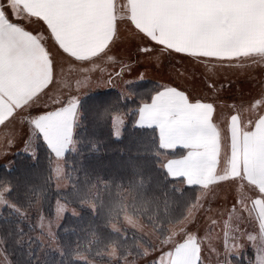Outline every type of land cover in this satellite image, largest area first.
<instances>
[{"label": "snow or ice", "instance_id": "6c2138e0", "mask_svg": "<svg viewBox=\"0 0 264 264\" xmlns=\"http://www.w3.org/2000/svg\"><path fill=\"white\" fill-rule=\"evenodd\" d=\"M76 3L77 0H70ZM112 8V18L110 22L111 35L106 37L103 46L96 52L85 57H73L78 60H94L105 55L112 44L119 36L118 24L120 20H127L134 28V33L141 38V44L137 46L138 51L151 54L147 45L154 42L155 46H161V52L167 51L169 55L182 54L183 58L195 61H216L223 65L240 61L242 58L260 57L264 60V0H126L120 5L121 11L116 13V0H110ZM241 16L250 17L253 21L251 29L243 36L235 35V22ZM22 19L18 14L15 0H0V25L5 30L23 32L21 25L16 21ZM51 30L52 26L45 21ZM32 40H36V34L24 33ZM53 38L56 39L53 32ZM37 43H39L37 41ZM65 55H69L63 45L57 42ZM40 50L48 60L50 76L47 86L54 80L53 60L51 53L43 45H39ZM35 50L15 36L11 37L7 43L0 37V78H6L9 74H14L25 57L34 56ZM111 59V57H109ZM122 66L117 71L116 76L123 72ZM111 83V74H109ZM43 89L29 93L25 96L16 97V103L0 107V132L7 130V134L0 137V147L12 146L15 142L16 124L28 125L24 133L25 143L31 146L32 141L41 140L51 154L56 158V170L59 172L60 164L65 153L74 144V134L81 119L80 101L72 98L67 102L60 99L58 95L50 97L51 110L36 115L31 119H25V113L31 109ZM261 99L250 102V107L264 104V93ZM102 113L110 111V107L105 102H100ZM216 107L212 102H203L200 99H193L183 90L176 87H164L157 90L150 96L149 101L141 103L137 110L138 127L158 126L161 119L175 117L178 121L187 120L202 130H211L219 137V129L214 122ZM228 132L230 139V161L229 167L211 180L196 179L183 173L173 170L168 162L161 167L164 168L168 177L176 179L183 176L185 183L192 185L201 184L205 189L211 185L239 182L241 188L246 184H251L256 190L254 198L249 197L245 192H241L233 205V211L239 212V219L244 218L247 213L249 217L255 214V219L259 222V240L257 237L248 235L257 249L255 264H264V160L258 166L245 159L241 164L240 139L251 142L253 138L264 135V114L257 116L255 120L249 119L247 122L241 120L238 114H232L228 119ZM236 124V133L233 134L232 124ZM123 120L112 118V135L120 138L122 135ZM177 147H187L185 144H178ZM217 146V167H219V149ZM260 173V178L252 184L248 179L253 171ZM10 182L0 181V203H7L6 194L10 191ZM107 186V182H105ZM136 184L128 187L116 185V199L109 208L108 227L114 235L105 241L100 236L96 237L95 243L100 245L97 255H106L114 264H135L139 257H148L153 252H159V256L154 258L152 264H203L201 243L197 236L189 230L188 225L194 223L197 210L202 209L204 197L207 191L201 192L196 203L188 210L185 216L178 223L165 227L158 222L155 215L145 216L146 207H142L136 201ZM96 185H92L86 191L80 193L79 202L91 208L95 213L97 204L93 198V191ZM98 199V197H97ZM250 203V207H249ZM236 204L240 207L236 208ZM20 211L19 208L16 209ZM64 210V206L57 208V218ZM230 219H232L230 213ZM212 225L217 223L211 221ZM232 231L228 222H225L224 242L227 246L229 240L236 246V236L230 238ZM238 231V229L236 230ZM138 235L144 239V243L137 244V251H129V246L122 241L127 240L129 234ZM124 250L122 254L121 250ZM84 264H93L86 256H80Z\"/></svg>", "mask_w": 264, "mask_h": 264}, {"label": "crops", "instance_id": "0c3cea01", "mask_svg": "<svg viewBox=\"0 0 264 264\" xmlns=\"http://www.w3.org/2000/svg\"><path fill=\"white\" fill-rule=\"evenodd\" d=\"M125 2L126 0H116L117 14L121 11L120 5ZM15 3L18 14L22 17L16 23L21 25L24 31L5 30L0 25V37L6 43L13 36L27 42L35 50V55L25 57L14 74L0 78V107L15 104L16 97L43 89L38 101L34 102L31 109L25 113V119H31L55 107L56 105H52L50 101L53 95H58L64 102L72 98H77L81 102L91 94L105 92L108 89L117 90L131 97L129 87L139 82L151 81L159 86V90L164 87H176L178 90L185 91L193 99L214 103L216 107L214 122L220 130L219 137L211 130H202L190 121H178L175 117L161 119L158 126L144 128L157 129L162 148L168 151H181L179 157L164 158L163 162H168L173 170L196 179L211 180L229 167L231 154L227 121L230 116L238 114L242 121L247 122L249 119L255 120L258 115L264 114V104L250 107V102L261 99V94L264 93V64L261 65L260 57L242 58L240 61L231 64L225 62L221 65L216 61L201 62L183 58L182 54L169 55L167 51L161 52V46L154 47V42L147 45L151 53L149 55L138 51V45L143 47L141 38L134 33V28L127 20H120L119 36L105 55L94 60L73 59V57H85L98 51L105 43L106 37L111 35L110 22L113 6L110 0H77L76 3H71L70 0H15ZM45 21L51 24V30ZM252 24L250 17L241 16L235 22V35H245L251 29ZM24 33L36 34L37 39L32 40ZM57 42L63 45L69 55H65L57 47ZM39 45L47 48L52 56L55 78L50 86H47L50 76L48 60ZM177 60L179 63L183 62L184 65L180 67L179 71H182L179 74L175 70L172 71V65ZM251 64H255L259 70L250 73ZM124 65L127 67L123 68L122 74L116 76L115 73L120 71ZM206 69L209 70V80H211L207 82L212 87L206 86V83L205 87L195 83L198 79L197 73L205 76L203 71ZM190 71L195 74L192 76ZM186 72L190 76L184 75ZM109 74H111V83L108 82ZM171 77L173 80L168 82L167 80ZM125 115L127 121L123 130L129 119L128 115ZM28 127L23 123L16 124L14 144L0 147V164L19 152L36 156V144L39 140L32 141L31 146L25 143L24 133ZM232 131L233 134L236 133L235 123L232 124ZM6 134L7 130H4L0 132V137ZM218 143L222 145L219 149V167H217ZM178 144H185L187 147H177ZM240 145L241 164L248 159L254 166H258L264 160V135L253 138L251 142L241 138ZM76 147L74 139L71 149ZM178 178H183V176ZM259 178L260 173L255 170L248 177L252 184L256 183ZM193 185L200 188L199 196L201 192L207 191L208 194L204 199L208 200L209 210L212 207L213 212L216 213H200L195 216L194 234L198 240L205 233L214 232L216 229V224L212 225L211 221L216 220L217 223L219 221V195L222 192L221 189L226 187L227 195L230 196L228 206L232 208L228 210L227 215V222L232 229L229 236L230 238L237 237L235 247L232 246L233 241L229 240L227 245L229 253L236 256L240 250L244 251L250 247L254 250L256 258L257 249L247 236L252 235L259 240V222L255 219L254 213L251 217L245 213L244 218L239 219V212L233 211V205L241 192L247 193L250 199L257 195L251 184H246L245 188H241L239 182L232 181L211 185L208 189L199 183L190 186ZM212 200L215 201L213 206L211 205ZM239 207L236 204V208L239 209ZM230 213L232 219H230Z\"/></svg>", "mask_w": 264, "mask_h": 264}, {"label": "trees", "instance_id": "16d2710c", "mask_svg": "<svg viewBox=\"0 0 264 264\" xmlns=\"http://www.w3.org/2000/svg\"><path fill=\"white\" fill-rule=\"evenodd\" d=\"M157 90L159 86L151 81L139 82L129 87L131 97L108 89L80 102L81 119L74 136L77 147L67 151L64 158V179L68 182L65 190L55 187L51 172L54 156L41 140L36 144V156L15 153L9 165L0 167V181L10 182L9 195L14 197L16 209H20L18 212L6 207L0 215L2 248L11 264H84L80 256L99 264H113L108 256L97 255L100 245L95 240L100 236L106 241L114 235L108 221L116 185L136 184V201L146 207L144 215H155L166 228L186 216L196 203L200 188L188 185L184 178L168 177L161 167L165 157H179L181 151L162 148L156 128L138 127L134 122L141 103L149 101ZM101 101L110 107L109 112H101ZM122 113L129 119L121 137L116 138L112 135V118ZM92 185H96L95 213L79 202V194ZM58 200L73 206L79 215H66L57 233L58 247L54 249L37 237V220L41 214L53 217ZM122 243L134 253L144 239L130 233ZM231 259L233 264H255L251 249Z\"/></svg>", "mask_w": 264, "mask_h": 264}, {"label": "rangeland", "instance_id": "374dc122", "mask_svg": "<svg viewBox=\"0 0 264 264\" xmlns=\"http://www.w3.org/2000/svg\"><path fill=\"white\" fill-rule=\"evenodd\" d=\"M264 64V60H262L261 65ZM184 66L183 62L179 63L178 60L175 61L172 65V71L175 70V72L177 74L181 73V71H179L180 67ZM259 70V68L257 66H255V64H251V67L249 68L250 73L253 71H257ZM264 71V69H263ZM192 76L195 74L193 72H189ZM188 72H186L184 75L186 76H190ZM198 74V79L196 80V84L197 85H203L205 87V83L206 86H211L208 82L211 80L210 79V74H209V70L206 69L203 71V74L205 76H203L201 73H197ZM172 77L173 73H172ZM172 77L167 80L168 82L172 81ZM207 77V79H205ZM178 81V80H176ZM212 87V86H211ZM122 118L123 120V127L125 125V122L127 121V117L125 114H119L116 116L117 120H120ZM21 153H25V152H21ZM28 154V153H25ZM62 160V163L60 164V171L58 172L56 170L57 165L55 163L56 158L52 160V165H51V172H52V176L55 183V187L58 190H65L68 186V182L65 178V162H64V157L60 158ZM9 159L5 160L3 163L0 164V167L2 165H9ZM10 187V186H9ZM222 192L219 195V207H220V212L218 213L219 216V221L218 223H216V229L214 230V232H207L204 234V236L202 238H200V240H198L202 246V259H203V264H233L231 257H233V255H231L228 249V246L225 245L224 242V231H225V222H227V215L229 214L228 210L232 209L230 206H228V201H229V194L227 195V190L226 187H223ZM10 192H11V187H10V191L6 194V198H7V203H0V215L2 214L3 210L8 207L11 210H16V206L15 203L12 201V199H14L13 196L10 197ZM202 209L197 210L196 216L200 213L202 214H208L213 213L216 214L215 212H213V208L211 207L209 210V203L208 200H203L202 202ZM215 203L214 200L211 201V205L213 206ZM59 206H64V210L62 212L59 213V218H57V208ZM55 211H54V216L53 217H46L43 214H41L38 217L37 220V227L39 229V235L37 234V237L39 238V240L41 242H43L44 244L57 249L58 247V243H57V233L66 217L67 214H71V215H79L77 210L69 205L68 203L62 201V200H58L56 201L55 204ZM192 207V206H191ZM190 207V208H191ZM189 208V209H190ZM188 209V210H189ZM17 211V210H16ZM20 212V211H18ZM188 214V211L186 213V216ZM209 227H211V225H208ZM170 227V226H169ZM189 230H191L194 233V224H190L188 225ZM252 250L254 252V250L250 247L246 248L244 251L240 250L238 254H236V256H240L242 255L243 252H246L247 250ZM159 256V252H153L150 256L148 257H144L142 259H136L135 260V264H151L153 259ZM255 256V254H254ZM90 260V259H89ZM92 261V260H91ZM93 264H99L96 263V261H92ZM255 262V259H254ZM0 264H11V262L9 261V259L7 258L3 248H2V243H1V239H0ZM103 264V263H102ZM114 264V263H113ZM120 264H124L120 263Z\"/></svg>", "mask_w": 264, "mask_h": 264}]
</instances>
